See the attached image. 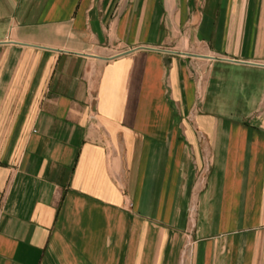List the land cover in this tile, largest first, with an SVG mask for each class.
I'll return each instance as SVG.
<instances>
[{
	"label": "crops",
	"instance_id": "crops-1",
	"mask_svg": "<svg viewBox=\"0 0 264 264\" xmlns=\"http://www.w3.org/2000/svg\"><path fill=\"white\" fill-rule=\"evenodd\" d=\"M0 264H264V0H0Z\"/></svg>",
	"mask_w": 264,
	"mask_h": 264
}]
</instances>
